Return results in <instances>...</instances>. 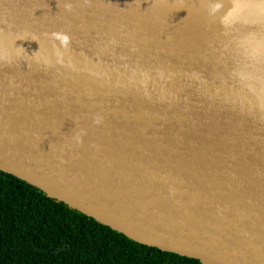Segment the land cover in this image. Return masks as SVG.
<instances>
[{"label":"water","instance_id":"1","mask_svg":"<svg viewBox=\"0 0 264 264\" xmlns=\"http://www.w3.org/2000/svg\"><path fill=\"white\" fill-rule=\"evenodd\" d=\"M0 171L136 243L264 264V0H0Z\"/></svg>","mask_w":264,"mask_h":264},{"label":"trees","instance_id":"2","mask_svg":"<svg viewBox=\"0 0 264 264\" xmlns=\"http://www.w3.org/2000/svg\"><path fill=\"white\" fill-rule=\"evenodd\" d=\"M0 264H201L136 243L0 171Z\"/></svg>","mask_w":264,"mask_h":264}]
</instances>
